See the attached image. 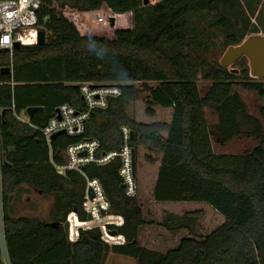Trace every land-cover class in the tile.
<instances>
[{"label": "trees", "instance_id": "trees-1", "mask_svg": "<svg viewBox=\"0 0 264 264\" xmlns=\"http://www.w3.org/2000/svg\"><path fill=\"white\" fill-rule=\"evenodd\" d=\"M40 1L46 43L22 45L13 57L0 50V68L13 67L12 73H0L1 149L11 164L1 167L2 207L12 264H104L110 253L133 257L138 264H264L263 126L233 91L241 86L264 99V82L251 76L248 65L241 76L214 66L209 71L213 83L202 96L196 81L183 72L181 54L165 51L188 45L185 33L193 12L220 11L221 6L227 15L218 22L230 29L229 44L242 43L248 32L259 31L252 17L264 24L263 1L160 0L147 6L144 0ZM80 12H95L92 21L107 16L108 28L96 22L81 25ZM86 81L120 84L122 95L106 109L92 110L82 137H56L52 159L64 162L66 147L83 138L98 139L104 151L120 150L121 126L134 131V196L122 187L119 158L85 167L90 178L101 181L112 220L123 218L122 225L106 226L123 236V243L106 242L99 226L79 228L78 238L70 241L62 225H46L63 224L75 209L80 221L88 220L84 176L56 171L40 131L64 103L86 109L78 85ZM133 103L138 106L130 113ZM31 106L44 109L34 113L30 124L19 121L15 113ZM206 108L218 115L213 129ZM239 135L261 141L240 154L215 152L213 137L230 141ZM144 159L155 165L147 186L139 182ZM21 185L54 197L49 221L11 214ZM207 218L211 227L200 229ZM156 229L167 236L163 249L151 245Z\"/></svg>", "mask_w": 264, "mask_h": 264}, {"label": "built area", "instance_id": "built-area-1", "mask_svg": "<svg viewBox=\"0 0 264 264\" xmlns=\"http://www.w3.org/2000/svg\"><path fill=\"white\" fill-rule=\"evenodd\" d=\"M41 5L42 3L40 0H0V50L8 51L10 56L13 57V51L15 49L14 44L16 42H19L21 46L37 43L38 32L42 30V27L39 26L38 19V11ZM98 22L102 25L103 29L108 28L106 18L99 17ZM9 68L10 73H12L13 67L10 66ZM78 85L86 109L79 110L74 105L64 103L56 108L47 124L43 128H40V131L45 136L50 146L51 159L53 158V149L51 147V143L54 140L52 139L53 134L59 131H65L64 134L70 137H82L85 134L86 123L90 119L92 110L106 109L111 99L122 95V86L117 83H95L86 81L78 83ZM23 113L27 115L26 110ZM15 116L19 121L30 124V119L24 118L22 114L15 113ZM1 120L2 109L0 108V122ZM120 130L122 135L120 150L104 151L101 149V143L98 139L83 138L66 147L63 152L64 162L57 163L52 159V163L58 173L65 174L66 171H76L84 176L86 180V191L83 207L88 214L91 213L93 216L92 220L84 222L93 221L94 219L97 220L102 209L107 212L105 216H114L108 213L111 205L101 181L96 177L90 178L85 173V167L87 165L94 163L103 166L119 158L121 163L119 174L122 178V186L125 185L124 190L128 196H134L136 194V180L133 171L132 157L133 148L130 143L132 129L128 125H123ZM2 164L3 152L0 138V250L2 264H12L4 234L1 183ZM83 167L84 169H82ZM90 187L96 195L93 199L89 197L88 190ZM72 213L68 215V219L71 223V238L74 235L72 231L74 223L79 222L77 215L74 216V221L72 220ZM96 215L97 217H95ZM118 217H120V222L114 223L122 225L124 220L121 221L122 217ZM87 228L90 227L88 226ZM123 242H125V240H123Z\"/></svg>", "mask_w": 264, "mask_h": 264}, {"label": "rangeland", "instance_id": "rangeland-1", "mask_svg": "<svg viewBox=\"0 0 264 264\" xmlns=\"http://www.w3.org/2000/svg\"><path fill=\"white\" fill-rule=\"evenodd\" d=\"M159 1L160 0H149L148 4L152 5ZM262 1V4L264 6V0ZM148 4L144 5L147 6ZM223 15H227L224 6H221L220 11L215 12H193L187 20L189 26L187 32L185 33L188 40V45L185 47L172 46L165 49L166 53L169 55L181 54L180 62L182 64V70L185 74H187L188 77L196 81L200 90V94L202 96H204L208 92L213 83L212 75L209 71L214 66L220 65L224 67L221 64V60L228 48L230 46H233L229 44L226 38V35L230 31V29L228 28V26H225L218 22V20ZM78 16L79 23L81 25H88L92 22H96L102 27V25L98 22V19L92 21L93 16H95V12H80ZM103 17L107 18V16ZM262 19L264 21V9L262 11ZM252 22L258 26L259 31L248 32L245 39L252 35L264 37V24H260L259 20L256 17H252ZM246 65L249 66V59L246 56H242L240 59H238L235 63L228 66L227 68L231 70L234 74L241 76L242 70ZM252 77L264 82V78H259L255 76ZM233 91L239 93V95L245 102L247 112L258 118V120L263 126L264 133V116L262 115L264 99L259 97V95L255 91L246 90L241 86H234ZM135 105L138 106V103H133L132 105H130V113L135 112ZM140 110L142 111L141 107L139 108V111ZM22 116L24 118L27 117L25 113H22ZM206 117L211 129L215 128V125L218 122V115L216 111L213 108H206ZM260 141L261 139L257 136L247 137L245 135H239L230 141H224L221 138L213 137L212 145L215 152L217 153L240 154L244 153L245 151L252 150L260 143ZM154 167V164H151L145 159L143 160L139 176V182L141 186H147L153 182L155 173ZM53 200L54 197L52 195H44L42 193L34 191L33 189L25 185H21L20 187H18L15 192V195L13 196L11 203V214L15 217L21 215H28L30 217L38 218L43 221H49L53 209ZM155 211L157 210L155 209L154 212ZM75 215H77V213H75ZM112 219L113 218L110 216H104L102 214H99V216L97 217L98 222L88 221L89 223L85 222L87 223L85 224L84 221L79 220V222L81 223L78 222L77 225L74 223V227L72 228L74 234L72 236V240H76L78 238L79 228H87L88 226H99L100 228H102L103 238L106 240V242L110 244L122 243L123 239L121 237L111 235L108 232V228L106 226L108 224H115L116 222L118 223L119 221V219L111 221ZM122 220L123 218H121V221ZM208 222L209 218H207V221L204 220V224L208 226L201 225L200 229H209V227L211 226H209L210 224ZM109 237H114L118 239L110 240ZM153 237V244H151L152 247L154 246L163 249L162 243H167V236L165 235V232L162 230L157 231L156 229V231H154ZM171 238L172 237H170L168 240H170ZM104 264H138V262L135 258L130 256L110 253L106 258Z\"/></svg>", "mask_w": 264, "mask_h": 264}, {"label": "water", "instance_id": "water-1", "mask_svg": "<svg viewBox=\"0 0 264 264\" xmlns=\"http://www.w3.org/2000/svg\"><path fill=\"white\" fill-rule=\"evenodd\" d=\"M149 0H144V4H148ZM46 43V32L45 30H40L38 32V37H37V44H45ZM15 49H18L21 47V44L19 42H16L14 44ZM242 56H246L249 59V66H250V73L252 76L259 77V78H264V37L263 36H257V35H252L245 39L242 43L238 45H233L228 48L226 53L224 54L221 64L224 67H228L235 63L238 59H240ZM1 72L6 71L10 73V68L9 67H4L0 69ZM44 108L42 106H31L26 109V112L28 116L31 118L36 111L43 110ZM5 113V110H2V118ZM65 131H59L55 134L52 135V139H55L61 134H64ZM131 136H134V131L131 132ZM13 149V148H11ZM132 157H133V171L135 173V150H132ZM3 164L5 166H10L11 164L7 161L5 157V153H3ZM84 169V167L82 168ZM125 188V185L122 186ZM89 197L93 199L96 195L93 191V189L90 187L88 190ZM74 213H77V210H74ZM102 215H107L106 210L102 209L101 210ZM93 216L91 213L88 214V220H92ZM47 226H51L54 228H59L61 225L64 227L65 233L67 238L72 241L71 238V223L70 220L67 219L63 224L59 221H54V222H47ZM108 232L111 235L114 236H119L117 234L116 230Z\"/></svg>", "mask_w": 264, "mask_h": 264}, {"label": "crops", "instance_id": "crops-1", "mask_svg": "<svg viewBox=\"0 0 264 264\" xmlns=\"http://www.w3.org/2000/svg\"><path fill=\"white\" fill-rule=\"evenodd\" d=\"M23 113V112H22ZM27 117H25L26 119H30V117L28 116V114L26 115ZM23 186V185H22ZM31 189H33L32 187L28 186V185H25ZM34 190V189H33ZM35 191V190H34ZM45 195V194H44ZM53 204H54V200H53ZM21 216H28V215H21ZM19 217V216H18ZM122 239L124 240V237L122 236Z\"/></svg>", "mask_w": 264, "mask_h": 264}, {"label": "bare ground", "instance_id": "bare-ground-1", "mask_svg": "<svg viewBox=\"0 0 264 264\" xmlns=\"http://www.w3.org/2000/svg\"><path fill=\"white\" fill-rule=\"evenodd\" d=\"M110 217H113V216H110ZM90 222V221H89ZM119 237H121L122 238V236H119Z\"/></svg>", "mask_w": 264, "mask_h": 264}]
</instances>
